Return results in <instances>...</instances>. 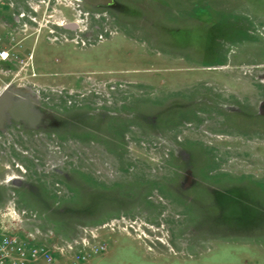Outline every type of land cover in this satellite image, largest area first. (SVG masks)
Segmentation results:
<instances>
[{
    "label": "rangeland",
    "instance_id": "rangeland-1",
    "mask_svg": "<svg viewBox=\"0 0 264 264\" xmlns=\"http://www.w3.org/2000/svg\"><path fill=\"white\" fill-rule=\"evenodd\" d=\"M115 1L0 0L28 50L0 93L41 114L0 116V207L14 193L47 245L94 230L105 249L75 264H264V0Z\"/></svg>",
    "mask_w": 264,
    "mask_h": 264
},
{
    "label": "built area",
    "instance_id": "built-area-1",
    "mask_svg": "<svg viewBox=\"0 0 264 264\" xmlns=\"http://www.w3.org/2000/svg\"><path fill=\"white\" fill-rule=\"evenodd\" d=\"M24 16V15H22ZM20 16V18H22ZM75 25V23H73ZM30 58V55L29 57ZM10 59V53L8 50H0V61H6ZM117 87L123 88L122 84L111 85L110 91L116 90ZM103 89L99 91V95H96L102 99L107 98L110 102L112 95L109 89L103 86L99 87ZM92 91V89H91ZM62 88L59 89V94L63 93ZM65 92L72 96L73 91ZM142 145H146L142 142ZM156 144H152L154 147ZM160 145V144H159ZM58 164L51 165V168H57L62 166L64 157L61 153V148L56 147ZM166 157L167 154L165 153ZM14 168L24 172L22 166H18L17 162H14ZM9 165L6 166L9 169ZM11 177L19 176H7L4 180L5 183H9ZM15 180V179H14ZM14 193H11L10 199L7 203L0 207V264H53L55 257L52 254V250L58 254H70V261L64 264H75L79 261L85 260L95 254L101 253L105 249V244L102 241H94L97 238V234L94 230H83L82 234L74 236L73 238L64 240L62 242L46 244V240H51L56 237L53 229L49 227H43V224L39 214L28 208L20 206L16 199H14ZM124 221V218H120L117 221L110 222L107 225L113 226L115 222ZM134 229L132 225H129ZM125 229V228H124ZM135 230V229H134ZM94 241V243H92ZM51 246V247H49Z\"/></svg>",
    "mask_w": 264,
    "mask_h": 264
},
{
    "label": "water",
    "instance_id": "water-1",
    "mask_svg": "<svg viewBox=\"0 0 264 264\" xmlns=\"http://www.w3.org/2000/svg\"><path fill=\"white\" fill-rule=\"evenodd\" d=\"M90 7L96 8H111L117 9L119 5L115 0H80ZM10 91L3 90L0 93V116L3 113L4 107L10 102ZM34 102L29 97L19 100L13 107L11 115L15 120H21L28 122L30 125H34L40 121L41 114H39L34 108ZM258 113L264 115V101L260 102L258 106Z\"/></svg>",
    "mask_w": 264,
    "mask_h": 264
},
{
    "label": "flooded vegetation",
    "instance_id": "flooded-vegetation-1",
    "mask_svg": "<svg viewBox=\"0 0 264 264\" xmlns=\"http://www.w3.org/2000/svg\"><path fill=\"white\" fill-rule=\"evenodd\" d=\"M82 4H84V3H82ZM85 5V4H84ZM2 17V16H1ZM21 20V19H20ZM19 22V21H18ZM18 22H16V23H18ZM22 23H26V21L24 22H22ZM22 23H19V25L18 26H20V28H22V27H25L26 28V30H27V27H29L28 26V23H26V25H24V26H21L22 25ZM4 32H2V34H0V44H1V46H0V50H8L9 52H10V49H17L18 47H21L22 46V49L21 50H23V51H25V52H27L28 50L26 49V48H24V43H23V45H22V41L23 40H25L27 37H25V38H21L22 40H16L17 42H16V44H12V45H10V43L8 42L9 41V34H8V31L7 30H3ZM0 32H1V30H0ZM24 37V36H23ZM27 41V40H26ZM25 41V42H26ZM20 43H21V45H20ZM2 46H5L4 48H6V49H3V47ZM7 64L8 63H10L11 62V60L9 59V61H5ZM1 63V62H0Z\"/></svg>",
    "mask_w": 264,
    "mask_h": 264
},
{
    "label": "bare ground",
    "instance_id": "bare-ground-1",
    "mask_svg": "<svg viewBox=\"0 0 264 264\" xmlns=\"http://www.w3.org/2000/svg\"><path fill=\"white\" fill-rule=\"evenodd\" d=\"M14 6V5H13ZM25 16H22V19L24 18ZM21 19V18H20ZM26 21V20H25ZM27 22V21H26ZM28 23V22H27ZM71 27H74V25H71ZM30 29V27H27V30ZM39 38V37H38ZM16 91H10V102H11V97H15L16 98V101L13 102V105H12V109L13 107L16 105V103L21 100V99H25V96H19L20 94L19 93H15ZM12 109H11V112H12ZM18 177H11L10 180H14V179H17Z\"/></svg>",
    "mask_w": 264,
    "mask_h": 264
}]
</instances>
